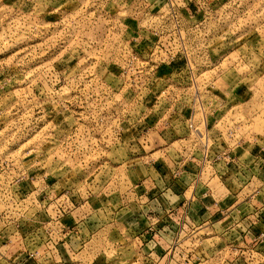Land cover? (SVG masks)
<instances>
[{"label":"rangeland","instance_id":"1","mask_svg":"<svg viewBox=\"0 0 264 264\" xmlns=\"http://www.w3.org/2000/svg\"><path fill=\"white\" fill-rule=\"evenodd\" d=\"M243 154L260 184L194 231L159 163ZM0 243V264H264V0H0Z\"/></svg>","mask_w":264,"mask_h":264},{"label":"crops","instance_id":"2","mask_svg":"<svg viewBox=\"0 0 264 264\" xmlns=\"http://www.w3.org/2000/svg\"><path fill=\"white\" fill-rule=\"evenodd\" d=\"M256 153V152H255ZM197 156V155H196ZM243 163L244 167L241 168L237 165V168H234L233 166L228 171L227 166H225L223 163H219L217 165H214L210 168V171L205 172L200 170L197 167V162L194 160V164L190 163H181L179 166H181L180 174L178 180H172L170 181L169 175H170V163L165 162L163 164L159 163L160 170L157 169V171H160L163 175L162 179H160V176L158 177L159 180L162 182L163 190L165 192L166 202L167 203H176L173 207L182 209L184 204L189 205V216L191 217L192 223L194 224L192 227L194 228L195 225H198V228L196 229H203L205 230H212L215 225L220 224L222 220V214L226 210L228 212L231 208L228 205L233 201L229 200L230 198L233 199V197L228 195V191L230 188L231 182H242L240 184L241 189L245 190L247 189L248 185L252 183V185L256 183V185L260 184L259 179V171L261 170V159L260 155L258 157H253L251 155H245L243 154L241 157H243ZM252 159V161H251ZM260 167V169H259ZM157 168V167H156ZM156 168H152L153 171H156ZM228 168V169H229ZM234 174V176H233ZM236 177V178H233ZM233 178V179H232ZM247 179L248 182H243ZM217 181L219 185V189H224L223 192H218L216 195L213 194L214 189H216L214 186L215 182ZM231 181V182H230ZM258 183V184H257ZM246 184V185H245ZM260 187V186H259ZM259 187L255 188L253 198H258L260 196V190ZM259 189V190H258ZM255 190H258L256 192ZM222 191V190H221ZM253 193V192H252ZM187 194V195H186ZM189 195V196H188ZM228 195V197L226 196ZM190 201L187 199H189ZM187 201V202H186ZM217 203H214V202ZM212 202V203H211ZM211 203V204H210ZM227 203V206L225 205ZM236 205V204H234ZM232 205V206H234ZM222 208H226L225 210H222ZM163 217H159V219H162ZM165 221V219L163 220ZM68 224V222H67ZM61 226V225H60ZM63 227V226H62ZM70 227H72L71 224H69V228H65L62 233H64L62 236H69L71 237L72 230L70 231ZM78 228V225L76 226ZM70 233V234H69ZM1 245V243H0ZM57 248L64 249L65 253L67 252L65 246V242H60L58 245H56ZM67 247V246H66ZM155 251H158L155 250Z\"/></svg>","mask_w":264,"mask_h":264},{"label":"built area","instance_id":"3","mask_svg":"<svg viewBox=\"0 0 264 264\" xmlns=\"http://www.w3.org/2000/svg\"><path fill=\"white\" fill-rule=\"evenodd\" d=\"M186 112L190 116V112H193V110L190 111V109H189ZM186 124H187L188 129L192 132V134H195V136H198V134H200V132L197 130V128L194 127L192 120H187Z\"/></svg>","mask_w":264,"mask_h":264}]
</instances>
